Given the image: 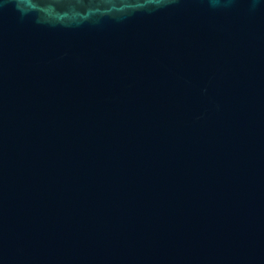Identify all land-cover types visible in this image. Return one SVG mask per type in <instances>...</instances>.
<instances>
[{"label": "water", "instance_id": "1", "mask_svg": "<svg viewBox=\"0 0 264 264\" xmlns=\"http://www.w3.org/2000/svg\"><path fill=\"white\" fill-rule=\"evenodd\" d=\"M0 264H264V0H0Z\"/></svg>", "mask_w": 264, "mask_h": 264}]
</instances>
